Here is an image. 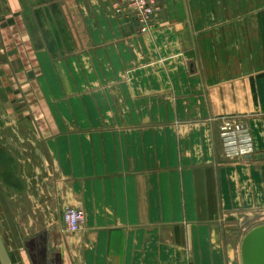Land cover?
<instances>
[{
	"label": "crops",
	"instance_id": "0c3cea01",
	"mask_svg": "<svg viewBox=\"0 0 264 264\" xmlns=\"http://www.w3.org/2000/svg\"><path fill=\"white\" fill-rule=\"evenodd\" d=\"M158 4L144 33L123 0H0V123L24 157L0 144L13 264H241L264 216V0ZM225 118L250 159L224 157ZM18 167L48 173L35 197Z\"/></svg>",
	"mask_w": 264,
	"mask_h": 264
},
{
	"label": "built area",
	"instance_id": "2783aa9c",
	"mask_svg": "<svg viewBox=\"0 0 264 264\" xmlns=\"http://www.w3.org/2000/svg\"><path fill=\"white\" fill-rule=\"evenodd\" d=\"M137 13L145 29L158 11L155 0H124ZM220 134L226 155L230 158H245L254 154L253 138L248 125L239 120H226L220 127ZM67 231L78 233L82 230L85 213L81 209H66L63 216Z\"/></svg>",
	"mask_w": 264,
	"mask_h": 264
},
{
	"label": "rangeland",
	"instance_id": "374dc122",
	"mask_svg": "<svg viewBox=\"0 0 264 264\" xmlns=\"http://www.w3.org/2000/svg\"><path fill=\"white\" fill-rule=\"evenodd\" d=\"M155 1H156V6L158 8V11L156 12V14H155V16H154V18H153V20L151 22V27L150 28L148 27V29H145L143 27V25L141 24L139 16L137 15V13H135L130 8L129 4L124 2L125 6L131 11L133 17L137 20V22L140 25L142 31H145L144 33H149L155 28L156 21L158 19V15H159L160 9H161L159 4H158V0H155ZM2 119H3V116H2L1 109H0V120H2ZM226 120H236V119L225 118V119H221V121H220V124H219V127H218V136H219V140H220V143H221L223 155L228 160L244 159V158H230V157H228L226 155V152L224 150V146H223V143H222L221 134H220V127H221V125H223V123ZM19 132H20V130L18 129L17 125L16 126L13 125L11 127H6V124L0 123V133H1L0 134V144L3 145V146H6V147L9 146V148H11L13 151H16L17 155L14 158L16 159L17 162H19V160H23L24 159V157L20 155V152H21L20 148H21V145H22L23 142H21V140L17 136L19 134ZM253 145H254V140H253ZM254 154H255V145H254ZM254 154L249 156V157H245V158L250 159L252 156H254ZM43 170H44V167H18L17 168L18 180L21 183H24L23 188L24 189H28V191H29L28 193H31L34 197L36 195L37 189L40 188V186L43 187V184L45 182L48 183L47 178L49 177V175H48V173L43 172ZM0 184H1V179H0ZM258 224L259 225L264 224V216L261 217V216L257 215L251 222L247 223L245 226L243 225V227H242L244 229L243 233L247 232L251 228H254L255 226H258ZM13 225H14L15 228H19V224L18 223H13ZM82 228H83V226H82Z\"/></svg>",
	"mask_w": 264,
	"mask_h": 264
},
{
	"label": "water",
	"instance_id": "95a60500",
	"mask_svg": "<svg viewBox=\"0 0 264 264\" xmlns=\"http://www.w3.org/2000/svg\"><path fill=\"white\" fill-rule=\"evenodd\" d=\"M241 264H264V224L250 229L244 236L241 249ZM0 263L13 264L0 234Z\"/></svg>",
	"mask_w": 264,
	"mask_h": 264
}]
</instances>
